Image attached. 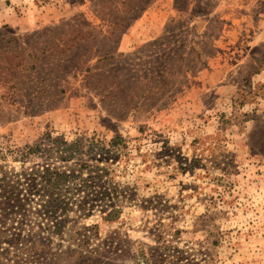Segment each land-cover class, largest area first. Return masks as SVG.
Returning <instances> with one entry per match:
<instances>
[{"label": "rangeland", "instance_id": "374dc122", "mask_svg": "<svg viewBox=\"0 0 264 264\" xmlns=\"http://www.w3.org/2000/svg\"><path fill=\"white\" fill-rule=\"evenodd\" d=\"M98 164L0 264H264V0H0L3 171Z\"/></svg>", "mask_w": 264, "mask_h": 264}, {"label": "trees", "instance_id": "16d2710c", "mask_svg": "<svg viewBox=\"0 0 264 264\" xmlns=\"http://www.w3.org/2000/svg\"><path fill=\"white\" fill-rule=\"evenodd\" d=\"M120 142H123L121 138H116L112 143L113 147H116ZM80 144L75 146L65 147L63 150L66 154L70 152L72 154L80 152ZM97 149L93 151H100L101 156L104 151H107L105 147L97 146ZM90 149V148H89ZM107 151L106 153H108ZM105 153V154H106ZM71 154V155H72ZM3 167L0 165V173L2 177L0 179V210L5 209V212H11L12 210L23 212L28 203L31 205L35 203L38 213H42L49 216H56L59 212L61 214L70 212L72 206L78 202V207L83 210L87 207V204L105 201L109 205L115 203L116 197H111L108 192L104 193L101 197L96 199H89V197H83L81 200H76L72 197L66 198L64 193L71 189V186L75 184L76 189L88 188L87 179H84L83 174H91L89 178H92L97 186L100 180V174H105V171L100 167L79 165L75 167H55L53 165H46L44 167H33L31 169H25L20 172L9 171L4 172ZM82 191V190H79ZM107 194V195H105ZM33 196L38 197V203L33 200ZM104 198V199H102ZM109 207V206H108ZM5 215V214H4ZM3 216V215H0ZM55 218V217H54ZM1 221V220H0ZM63 219H57L54 223V228L60 230ZM169 264H174L175 260H180L181 257L170 255Z\"/></svg>", "mask_w": 264, "mask_h": 264}]
</instances>
